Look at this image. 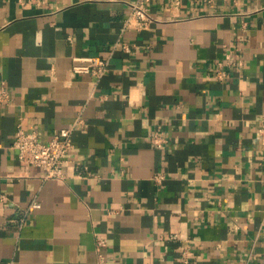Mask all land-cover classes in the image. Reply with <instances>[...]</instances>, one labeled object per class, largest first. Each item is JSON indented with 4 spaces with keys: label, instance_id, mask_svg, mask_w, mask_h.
<instances>
[{
    "label": "crops",
    "instance_id": "obj_1",
    "mask_svg": "<svg viewBox=\"0 0 264 264\" xmlns=\"http://www.w3.org/2000/svg\"><path fill=\"white\" fill-rule=\"evenodd\" d=\"M132 1L0 0V264H264V0ZM76 117L63 180L18 162Z\"/></svg>",
    "mask_w": 264,
    "mask_h": 264
},
{
    "label": "built area",
    "instance_id": "obj_2",
    "mask_svg": "<svg viewBox=\"0 0 264 264\" xmlns=\"http://www.w3.org/2000/svg\"><path fill=\"white\" fill-rule=\"evenodd\" d=\"M25 0H19L22 4ZM29 1V0H27ZM150 0H133L129 3L128 14L122 22L121 32L131 29L135 32H141L148 29L152 22V18L146 12L145 7ZM122 49L127 50L126 46H122ZM81 64L73 65L70 69L71 75L90 74L96 79H99L107 69V59L98 57H90L83 59H76ZM229 63V58L226 56L221 61H217L215 64V76L217 80H224L226 73L224 67ZM8 96L4 90L0 89V102H7ZM82 124L80 117L74 119L73 124L69 128H60L52 137L46 142H39L35 132H26L20 126H16L14 138L11 144V148L16 152L18 162L22 166L36 167L42 170V180H63L65 175L63 172V166L66 162L67 156L71 153L73 145L71 143V135L73 128ZM259 142L262 148H264V123L258 128ZM150 143L159 148L166 143L165 137L161 132H154L149 137ZM161 175L153 177L155 182H160ZM40 207V204L35 200H31L25 210L24 215L30 213ZM24 217V216H23ZM23 218L19 219L18 226L23 225ZM174 239V236H171ZM103 243L97 242V247H100ZM181 258L184 264H187V252L186 250L181 252Z\"/></svg>",
    "mask_w": 264,
    "mask_h": 264
}]
</instances>
